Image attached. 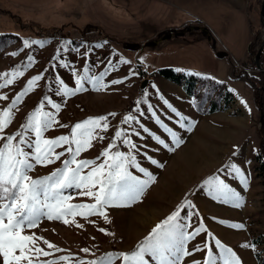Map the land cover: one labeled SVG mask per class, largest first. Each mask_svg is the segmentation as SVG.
<instances>
[{
  "label": "rangeland",
  "instance_id": "rangeland-1",
  "mask_svg": "<svg viewBox=\"0 0 264 264\" xmlns=\"http://www.w3.org/2000/svg\"><path fill=\"white\" fill-rule=\"evenodd\" d=\"M261 1L0 0V84L10 78L5 77V73H23L13 83L0 88V97H7L0 99V112L10 108L17 96L20 97L11 108V123L0 132V147L6 142L4 138L23 131L29 115L43 103V111L52 112L58 121L44 133V139L70 137L75 124L89 118L108 117V130L97 129L91 147L76 158L78 162L104 163L106 158L101 153L120 130L137 145L131 151L136 162L155 177L139 202L105 208L109 222L98 215L87 219L69 216L68 224L42 218L37 227L25 234L43 238L36 246L51 254L34 259L33 264H47L50 260L60 261V264H87L107 253H131L157 224L178 209V222L192 237L185 244L191 255L182 257L181 264H196L197 261L204 264L206 244L213 254L219 255L216 240L230 248L240 264H264V168L256 161L258 146L264 138L260 136L259 113L252 89L244 81V73L237 77L233 70L234 64L239 62L250 69L248 75H259L252 62L255 55H249L248 50L255 31L260 29L264 34ZM197 21L206 28L210 40L203 32H189L198 27ZM168 33L172 37L163 40ZM46 34L49 36H44ZM24 41H39L44 46L30 43L26 48ZM58 50L59 60L54 59ZM219 52L225 55L220 58ZM29 57H32L31 62ZM121 59L129 63H120ZM63 61L70 62V67H60ZM85 64L89 66V75L98 76L108 70L102 80L104 87L93 90L85 82V91L70 97L57 95L56 78L74 89L72 68L76 76H80ZM163 67L194 78L190 93L186 92L184 80L177 84L158 73L152 75ZM36 76L42 79L28 89V82ZM143 81L147 82L141 88ZM45 97L60 105L58 113ZM239 97L244 107L238 103ZM153 112L177 134L181 141L179 146L156 123ZM176 112L185 120L178 123ZM126 115L135 119L124 124ZM180 123L185 127H180ZM153 135L163 140L167 147L157 143ZM101 136L103 140L99 139ZM25 137L34 143L33 133L29 131ZM19 139L17 137L13 143H18ZM186 145L197 149L201 145L202 149L198 150L203 153L191 180L182 182V176L188 174L179 163L175 165V161L181 158L180 153ZM21 146L31 153L27 145ZM68 147L56 148L57 153L64 155L46 167L37 165L29 173L31 178L39 179L63 168V161L71 158ZM71 147L74 149L75 145ZM116 151L129 154L128 147L120 140L111 149L112 153ZM149 157L156 164L151 163ZM230 164L243 172L247 187L241 177L227 167ZM71 167L75 168V164ZM129 170L138 178L146 179L135 168L130 166ZM89 171L90 168H86L82 174ZM179 173L183 175L180 177ZM211 177H219L238 193L241 206L214 199L205 183ZM65 195L73 197L68 204L94 203L73 189L67 190ZM232 225H243V228ZM44 240L55 245V249L48 248ZM197 248L203 250L196 251ZM61 257L69 259L61 261ZM145 259L149 264H156L148 256ZM115 264L123 262L118 259Z\"/></svg>",
  "mask_w": 264,
  "mask_h": 264
},
{
  "label": "snow or ice",
  "instance_id": "snow-or-ice-1",
  "mask_svg": "<svg viewBox=\"0 0 264 264\" xmlns=\"http://www.w3.org/2000/svg\"><path fill=\"white\" fill-rule=\"evenodd\" d=\"M30 43L39 44L43 47V43L39 41H24V47H30ZM70 43V42H69ZM102 47V45H97ZM63 47V46H62ZM65 50H67L65 48ZM73 51H79L73 49ZM16 55V53H13ZM54 59L59 60V50ZM32 61V57H29ZM120 63H129L127 60L121 59ZM62 68H69L70 62L63 61L59 64ZM89 66L85 64L84 73L76 76L75 69L72 68V75L75 78V88L68 87L59 77L57 83L59 85L57 95L70 97L76 93L87 90L85 82L92 86L93 90H99L104 87L102 80L107 74V69L100 75H89ZM23 73L15 71L11 74L5 73L4 84H0V88L14 82ZM42 79L36 76L28 82V89H32L37 81ZM120 81H113L119 83ZM7 99V97H0ZM20 100L17 96L12 106L3 112H0V132L11 123V108L16 106V102ZM47 103L56 110L60 111V105L54 103L45 97ZM140 101H137L139 104ZM44 104L41 105L29 115L27 122L22 126L23 131L17 132L14 136H8L6 142L0 147V264H33L34 259L40 256H49L51 253L37 247L38 240L43 238L25 234L26 231L37 227L42 218L48 220H60L65 224L70 221L69 216H77L87 219L90 216L98 215L107 221V207H126L139 202L140 197L145 190L155 182V177L142 168L137 162L135 156L131 155L135 145L130 139L126 138L127 134L118 130L115 133L113 141L108 145L101 155L105 157L104 163L98 164L95 160L77 161V157L88 148L91 147V141L96 138V131L108 130V117L89 118L83 122L75 124L71 129V136H59L55 139H44V133L53 128L58 121L52 112L43 111ZM169 109L175 112V109L168 105ZM149 111L152 110L151 105L148 106ZM139 112V108H137ZM115 115V114H111ZM143 115V113H141ZM156 118V123L168 133L173 143L179 146L181 143L179 137L170 128L164 125L155 112L152 113ZM180 121L185 120L180 113L176 112ZM135 117L126 115L122 123L128 124ZM137 123H139L137 121ZM61 127H64L61 125ZM141 127H143L141 125ZM180 127H185L184 123H180ZM190 130V125L189 129ZM31 132L35 135L34 143L28 141L25 133ZM148 132V129H144ZM138 135V133H137ZM19 137V142L14 144L13 141ZM157 143L167 147L164 141L159 137H152ZM103 140L104 137H99ZM120 140L129 149V154L120 151L115 153L111 149L116 146V141ZM21 145H27L32 149L31 153L25 151ZM69 145L67 152L70 159L63 161V168H58L50 175L33 179L29 175L37 165L47 166L59 160L64 153H57L58 147ZM75 145V148L71 147ZM171 150V149H169ZM151 160V158L149 157ZM151 163L156 164L155 160ZM75 164V168L71 167ZM135 168L142 173L146 179H140L129 170V167ZM233 172L241 177V182L247 187L246 178L243 172L235 165H228ZM90 168L87 174H82L84 169ZM210 189V195L214 199H220L223 203L234 202L235 207L241 206V198L238 193L228 187L219 177H211L206 182ZM76 190L78 195L86 196L94 203L90 204H68L67 202L73 197L65 195L67 190ZM179 221V209L172 215L168 216L164 221L157 224L145 240L137 245L136 249L131 253H107L99 260L87 262V264H115L116 260H122L123 264H149V260L145 256L151 258L156 264H181L184 256L191 255L186 249V242L191 239L184 231V225ZM74 222V221H73ZM78 227L80 225H77ZM232 227L243 228V225H232ZM207 231L206 229H203ZM100 231H105L100 229ZM200 229L197 230V234ZM105 234H110L106 233ZM209 235H211L209 233ZM48 248L55 249L48 241L44 240ZM216 247L220 250L219 255H215L212 249L207 248V255L204 264H240L236 254L230 249L225 248L220 241H215ZM247 247V245H245ZM59 251V249H56ZM203 249L197 248L196 251ZM88 252V249H83ZM68 257H61V261H67ZM47 264H60V261L50 260ZM84 264V262H81ZM196 264H200L199 261Z\"/></svg>",
  "mask_w": 264,
  "mask_h": 264
},
{
  "label": "trees",
  "instance_id": "trees-1",
  "mask_svg": "<svg viewBox=\"0 0 264 264\" xmlns=\"http://www.w3.org/2000/svg\"><path fill=\"white\" fill-rule=\"evenodd\" d=\"M198 25V29L194 30L192 29L189 32H192L193 30L196 32H204L206 30L205 27H202L199 25L198 21L195 23ZM193 28V27H191ZM207 31V30H206ZM54 35V34H51ZM44 36H49V35H44ZM206 37L208 36V33L205 35ZM254 36V41L250 43L249 45V55H255L257 52V47L259 43L262 42V33L259 30H256L255 33L253 34ZM104 37V36H103ZM210 40V39H209ZM157 44V43H155ZM154 44V45H155ZM263 53L259 56V61L262 60ZM253 62V61H252ZM254 65V62H253ZM138 70H141V68H137ZM160 74L162 77L165 79L171 80L175 83H180L182 80H184L185 86H186V92L189 94L191 89H192V81L194 78L191 77H184L183 75L176 74L172 68L169 67H163L159 68L156 71L152 72L153 74ZM245 80L246 82L250 85L252 89V94H253V101L255 104V107L259 113V131H260V136L261 138H264V77L262 75H258L257 77H253L251 75H248L247 73H244ZM256 161L259 162L260 166L264 168V142L261 141L259 146H258V153L256 155Z\"/></svg>",
  "mask_w": 264,
  "mask_h": 264
},
{
  "label": "bare ground",
  "instance_id": "bare-ground-1",
  "mask_svg": "<svg viewBox=\"0 0 264 264\" xmlns=\"http://www.w3.org/2000/svg\"><path fill=\"white\" fill-rule=\"evenodd\" d=\"M264 18V15L262 16ZM263 21V20H262ZM238 103L241 105V106H245V104L243 103V101L240 99V97L238 98ZM233 125V124H232ZM234 126V125H233ZM204 141V140H203ZM200 142V140H199ZM196 143V142H195ZM207 145V144H206ZM201 146V145H200ZM199 145L198 147L201 148ZM203 146V145H202ZM206 147V146H205ZM210 147V146H209ZM198 148V149H199ZM213 148V147H211ZM197 149L196 146H193V145H186L184 147V149L181 151L180 153V157L177 161H175V165L178 166V163L180 164L181 168L182 169H185V171H187L185 177L182 176L181 180L182 182H186L187 180H191L192 176L193 175L192 173L195 172L202 160V153ZM202 149V148H201ZM208 150V149H207ZM209 151V150H208ZM211 151V149H210ZM214 151H216L214 149ZM218 152V151H216ZM212 156L214 155V152H212ZM206 154V152H205ZM210 155V154H209ZM208 155V156H209ZM217 155V154H216ZM177 156V155H176ZM210 157V156H209ZM217 157V156H216ZM212 159V158H211ZM215 159V158H214ZM207 160V159H206ZM202 165V164H201ZM177 168V167H176ZM180 174V173H179ZM181 175L183 174H180L179 176L181 177ZM181 183V182H180ZM205 202V201H204ZM207 203V202H206ZM205 205V204H204Z\"/></svg>",
  "mask_w": 264,
  "mask_h": 264
},
{
  "label": "built area",
  "instance_id": "built-area-1",
  "mask_svg": "<svg viewBox=\"0 0 264 264\" xmlns=\"http://www.w3.org/2000/svg\"><path fill=\"white\" fill-rule=\"evenodd\" d=\"M261 38H262V42H264V34H262ZM260 45L261 44L259 43L257 49H260ZM262 53H263L262 60L258 61L259 68H256L255 64H254V67H255V71L264 77V44H263V47L261 48V53L260 54H262ZM233 70L235 72V76L239 77L240 75H238V74L247 73V71L250 70V69L242 66L239 63H236V64H234V69Z\"/></svg>",
  "mask_w": 264,
  "mask_h": 264
},
{
  "label": "water",
  "instance_id": "water-1",
  "mask_svg": "<svg viewBox=\"0 0 264 264\" xmlns=\"http://www.w3.org/2000/svg\"><path fill=\"white\" fill-rule=\"evenodd\" d=\"M261 15H264V0H262L261 1ZM198 29V27H194V30H197ZM190 29H188V31H189ZM207 33V31L205 30L204 32H203V34H206ZM177 36H181V35H183V33H175ZM172 37V34L171 33H168L167 35H165L162 39L163 40H166V39H170ZM209 35L207 36V39H209ZM263 44H264V42H262L261 43V45H260V49L257 51V53H256V55H255V57H254V63H255V66H256V68H259V63H258V59H259V56H260V53H261V48L263 47ZM225 55V53H223V52H219V53H217V56L218 57H223ZM146 82L147 81H143L142 82V84H141V88H144L145 87V85H146Z\"/></svg>",
  "mask_w": 264,
  "mask_h": 264
},
{
  "label": "crops",
  "instance_id": "crops-1",
  "mask_svg": "<svg viewBox=\"0 0 264 264\" xmlns=\"http://www.w3.org/2000/svg\"><path fill=\"white\" fill-rule=\"evenodd\" d=\"M250 36H251V33H250ZM244 79V78H243ZM244 81H245V79H244ZM246 82V81H245Z\"/></svg>",
  "mask_w": 264,
  "mask_h": 264
}]
</instances>
